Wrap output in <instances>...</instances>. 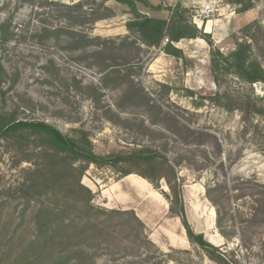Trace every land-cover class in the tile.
<instances>
[{"label": "rangeland", "instance_id": "374dc122", "mask_svg": "<svg viewBox=\"0 0 264 264\" xmlns=\"http://www.w3.org/2000/svg\"><path fill=\"white\" fill-rule=\"evenodd\" d=\"M47 1L67 5L82 2L85 3L84 10L94 9L110 16L85 25L92 36L118 39L129 35L127 23L133 14L129 7L115 0L104 7L101 0ZM222 1L231 9L203 25L194 23L196 9L193 5L185 7L176 0H150L153 5L163 7L160 14H150L168 17L170 11L165 8L181 4L187 9L189 20L202 31L205 32L210 24L214 46L224 54L235 48L246 25L258 21L262 29L255 27L252 30L257 38L253 43L254 54L264 64V0H254V7L242 13L236 4ZM140 9L146 11L141 6ZM35 11L25 0H0V23L11 19L12 32L7 44L0 42V57L7 69H17L20 73L14 91L7 95V110H12L16 104L25 106L27 109L20 113L21 119L47 122L65 135L83 128L90 133L95 151L101 154L150 147L167 154L172 162L179 161V174L185 181L188 219L194 230L227 252L236 264H264V221L254 225L247 216L242 218L238 214V210L250 211L251 191L263 190L255 187L252 180L256 178L264 185V83L246 85L234 79L223 87L215 84L211 47L201 39L176 43L175 46L183 51V58L179 60L159 48L148 49L142 45L140 58L133 62L132 68L120 67V73L111 74L104 80V74L98 68L80 61L79 53L62 49L54 41L41 45V37L36 34L42 27ZM48 20L51 25L58 23L53 16ZM51 59L55 68L51 69L53 74H48L41 67ZM76 82H79L78 86ZM5 87L1 88L5 90ZM226 87L235 90L236 96L256 103L262 113H252L244 119L239 107L227 111L220 106L213 99ZM175 119L204 128L213 137L198 149L186 145L172 133L176 130ZM26 154L19 147L12 148L9 141H0L3 182L20 180L21 170L30 163L14 166ZM28 154H32L31 147ZM193 154L199 162H204V169H198L196 164L190 167L188 163ZM221 161L224 168H218ZM224 173L230 178L229 189L236 186V200L228 204L236 219L223 223L232 234L227 239L221 235L216 211L206 197V185L212 180H223ZM82 182L92 190L95 206L133 210L146 226L150 240L160 250L144 248L140 253H133L132 239L126 241L128 235L122 232L117 236L120 242L115 240L109 246L91 251L96 254V264H215L190 244L181 220L171 215L169 202L162 194L167 191L164 182L156 190L137 174L121 178L112 170L95 166L89 168ZM20 209L14 211L11 205L5 215L12 214L17 218ZM14 227L15 224L10 229ZM161 252L169 257L162 259Z\"/></svg>", "mask_w": 264, "mask_h": 264}, {"label": "trees", "instance_id": "16d2710c", "mask_svg": "<svg viewBox=\"0 0 264 264\" xmlns=\"http://www.w3.org/2000/svg\"><path fill=\"white\" fill-rule=\"evenodd\" d=\"M25 1L36 9L35 16L42 27L36 34L41 37L40 44L54 41L62 49L79 53L80 61L98 68L104 74V80L111 74L120 73V67L132 68L133 62L140 58L142 45L148 49L159 48L179 60L183 58V51L175 46L176 43L201 39L211 47L210 62L215 84L223 87L234 79L246 85L264 83V64L255 56L253 44L257 39L253 28L262 29L258 21L246 25L243 37L237 39L235 48L224 54L214 46L209 32L202 31L189 20L188 11L181 4L165 8L170 11L165 17L150 14H160L163 10L161 5L155 6L150 0H115L129 7L133 18L127 23V37L106 39L92 36L85 25L110 16L99 14L94 9L84 10L85 3L67 5L47 0ZM109 1L101 0V4L104 7ZM229 3L236 4L240 13L252 9L255 4L254 0H229ZM139 5L146 11L143 12ZM47 12L48 17H45ZM52 16L58 21L56 25H51L48 20ZM10 28L11 19L0 23L1 43L7 44L11 40ZM41 68L53 74L54 60ZM19 80V71L7 69L1 56L0 141H9L12 148L19 147L27 152L14 167L22 162L30 163V166L21 170L20 180L15 183L3 182L0 175V264H96V254L91 251L119 240L117 236L122 232L128 235L126 241L132 239L133 253H140L144 248L160 251L133 210L94 205L92 190L82 182L91 166L112 170L121 178L137 174L156 190L164 182L167 191H162V194L169 202L171 215L181 220L190 244L215 264H236L227 252L212 244L204 234L197 233L190 224L184 199L185 181L178 170L179 161L172 162L167 154L150 147L101 154L95 151L90 133L83 128H76L73 134L65 135L47 122L21 119L20 113H25L27 109H24L25 106L16 104L12 110L6 108L7 95L14 91ZM4 86L5 90L1 88ZM213 100L227 111L239 107L244 119L252 113H262L256 103L236 96V91L229 87L223 93H217ZM175 123L176 130L172 133L186 145L198 149L213 137L204 128L184 124L177 119ZM29 147L32 148L30 155ZM203 163L193 154L188 164L204 169L206 166ZM224 165L221 161L218 168H224ZM223 177V180H212L206 185V197L216 211L220 233L227 239L232 234L223 223L236 219L233 209L228 208V204L236 200V186H233V191L229 189L228 174L224 173ZM252 181L255 187L263 190L251 191L253 202L250 211L238 210V214L242 218L247 216L254 225H258L264 221V185L256 178ZM233 182L236 184V180ZM11 205L14 211L21 207L17 218L12 214L5 215V210ZM14 224V229H10ZM161 257L166 259L169 255L161 252Z\"/></svg>", "mask_w": 264, "mask_h": 264}, {"label": "built area", "instance_id": "2783aa9c", "mask_svg": "<svg viewBox=\"0 0 264 264\" xmlns=\"http://www.w3.org/2000/svg\"><path fill=\"white\" fill-rule=\"evenodd\" d=\"M183 6L189 7L193 5L195 7L194 23L203 25L205 22H212V20L219 16L226 14V11L231 9L229 5H225L222 0H176ZM176 2V3H177ZM173 7V6H172ZM175 7V6H174ZM199 27V26H198Z\"/></svg>", "mask_w": 264, "mask_h": 264}, {"label": "bare ground", "instance_id": "6f19581e", "mask_svg": "<svg viewBox=\"0 0 264 264\" xmlns=\"http://www.w3.org/2000/svg\"><path fill=\"white\" fill-rule=\"evenodd\" d=\"M210 22H211V21H210ZM198 24H200V23H198ZM206 31H207V32L210 31V25L207 26Z\"/></svg>", "mask_w": 264, "mask_h": 264}, {"label": "crops", "instance_id": "0c3cea01", "mask_svg": "<svg viewBox=\"0 0 264 264\" xmlns=\"http://www.w3.org/2000/svg\"><path fill=\"white\" fill-rule=\"evenodd\" d=\"M208 25H210V24H208ZM206 29H207V26H206ZM209 33H211V31Z\"/></svg>", "mask_w": 264, "mask_h": 264}]
</instances>
